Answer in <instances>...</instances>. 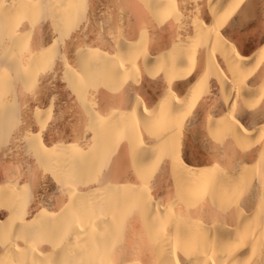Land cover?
I'll list each match as a JSON object with an SVG mask.
<instances>
[{
  "label": "bare ground",
  "instance_id": "bare-ground-1",
  "mask_svg": "<svg viewBox=\"0 0 264 264\" xmlns=\"http://www.w3.org/2000/svg\"><path fill=\"white\" fill-rule=\"evenodd\" d=\"M0 264H264V0H0Z\"/></svg>",
  "mask_w": 264,
  "mask_h": 264
}]
</instances>
